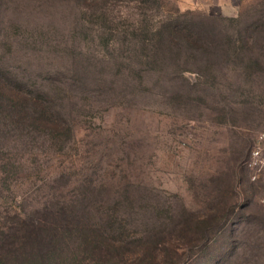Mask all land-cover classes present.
Instances as JSON below:
<instances>
[{"label":"rangeland","instance_id":"obj_1","mask_svg":"<svg viewBox=\"0 0 264 264\" xmlns=\"http://www.w3.org/2000/svg\"><path fill=\"white\" fill-rule=\"evenodd\" d=\"M158 3L108 0L100 17L82 0H0V61L64 84L72 127L0 140V233L62 206L124 230L126 251L105 263L97 249L102 264H264V167L248 165L257 145L264 162V0ZM168 15L193 22L195 44L153 54ZM204 219L226 223L205 240Z\"/></svg>","mask_w":264,"mask_h":264},{"label":"trees","instance_id":"obj_2","mask_svg":"<svg viewBox=\"0 0 264 264\" xmlns=\"http://www.w3.org/2000/svg\"><path fill=\"white\" fill-rule=\"evenodd\" d=\"M82 2L90 12L98 11L100 17L105 16L108 0ZM139 2L155 4L156 7L159 4L158 0ZM172 17L168 15L164 20L168 22L158 27L156 32L160 36L157 39L151 38L149 45L153 54H156L157 47L162 48V45L168 43L177 44L180 39L194 46L195 40L188 32L193 22L188 25ZM164 32L168 34L164 35ZM67 92L64 84L45 89L29 84L7 62L0 61L1 144L8 141L17 147L35 131L60 134L64 130L70 134L72 127L63 113ZM8 133L10 135H6ZM11 135L13 138H10ZM0 154L4 155L1 149ZM4 157H0V165L7 168L10 163ZM220 215H215V219L227 220L226 212ZM14 217L15 220L0 233V264H102L97 249H104L110 255L104 260L105 263H109L113 257H121L126 251L123 244L127 235L124 230L118 237L110 235L107 231L112 228L110 220L99 226L97 222L95 224V221L81 215L65 212L62 206L49 210L45 205ZM197 224H200V238L205 240L212 230L220 231L223 227L218 222L209 225L207 219L199 220Z\"/></svg>","mask_w":264,"mask_h":264},{"label":"built area","instance_id":"obj_3","mask_svg":"<svg viewBox=\"0 0 264 264\" xmlns=\"http://www.w3.org/2000/svg\"><path fill=\"white\" fill-rule=\"evenodd\" d=\"M259 140H260V143H262L261 141L264 140V134H262V135L259 136ZM261 151H262L261 145H257L254 148L253 152H252V159H251V161L248 162V165L255 167L256 170L258 169L257 167H264V162L260 159ZM256 176L257 175L254 174V176L252 177V179L255 180L256 179Z\"/></svg>","mask_w":264,"mask_h":264}]
</instances>
